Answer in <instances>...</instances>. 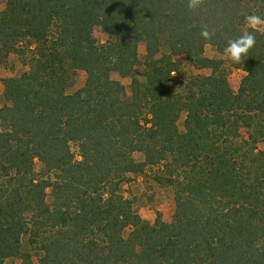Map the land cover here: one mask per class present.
Instances as JSON below:
<instances>
[{"label": "trees", "instance_id": "obj_1", "mask_svg": "<svg viewBox=\"0 0 264 264\" xmlns=\"http://www.w3.org/2000/svg\"><path fill=\"white\" fill-rule=\"evenodd\" d=\"M251 4L259 6L255 13ZM188 5L7 0L0 65L14 52L32 57L30 71L4 80L0 264L15 258L33 264L23 237L40 254L39 264H264V151L255 147L264 142V35L244 29L247 15L263 18L264 0ZM97 26L108 36L104 45L93 34ZM205 29L210 39L201 36ZM246 32L256 43L240 62L246 75L235 93L222 61L205 56V46L223 55ZM141 43L146 81L133 78L128 97L112 74H133ZM179 56L211 75L193 77L184 94H172L168 79ZM65 66L87 74L84 87L71 94L62 84ZM182 112L183 132L177 127ZM241 128L249 141L238 143ZM137 152L142 163L133 160ZM35 160L46 178L35 173ZM147 166H161L155 181L175 188L170 223L160 216L145 222L121 192L127 176Z\"/></svg>", "mask_w": 264, "mask_h": 264}, {"label": "rangeland", "instance_id": "obj_2", "mask_svg": "<svg viewBox=\"0 0 264 264\" xmlns=\"http://www.w3.org/2000/svg\"><path fill=\"white\" fill-rule=\"evenodd\" d=\"M260 1L261 0H257V3ZM6 3L7 0H0V13L5 10ZM258 9V5L251 4L252 13H255ZM260 15L263 18H260V23L256 24L255 26H250L245 20L244 29L253 27L264 35V12H262ZM247 16H252V14ZM93 34L100 45L107 43L108 36L103 32L101 27H95ZM18 46H20L24 51L28 50L25 42H21ZM32 48H35L34 44L32 45ZM204 55L210 59L222 61V71L227 76L232 90L237 93L240 83L243 77L246 75L245 71L241 67V64L231 62L226 56L219 54L216 48L211 45L205 46ZM138 56L139 63L135 67L131 76L121 77L117 73L112 74V80L120 82L125 87L126 95L128 97H131L132 94L133 78H136L142 83L146 81L145 74L148 71L147 56L145 45L142 43L138 47ZM31 57V52H26L25 56H21L14 52L11 53L5 62L0 65V108L7 104L3 94L5 91L4 80L8 78L20 77L23 73L30 71ZM173 61L176 63L177 69L168 79V85L172 94H184L187 83H189L193 77L211 75L210 70H201L194 67L185 56L173 58ZM64 71L65 76L63 77L62 74L59 76L63 77L64 80L66 79V83L62 81V84H65L66 93L71 94L84 87L87 78V74L84 71L73 70L70 68V66H65ZM185 117L186 114L182 112L177 121V127L181 132L184 131ZM248 134V130L241 128L239 131V137L236 139L238 143H241L244 140L249 141ZM255 147L257 150L264 151V142H257ZM71 152L74 154L76 161L82 160L77 144L71 145ZM133 160L135 163H142L144 161V155L139 152L134 153ZM161 170V166H147L140 174H129L127 176V180H125L121 186V192L123 196L126 199L132 201L134 211L138 213L142 220L150 224H154L157 217L159 216L161 217L162 221L170 223L175 212V188L160 185L155 181V176L159 175ZM34 171L39 176L42 174L44 178L47 177V173L43 164L38 160H35ZM51 177L53 178V176ZM46 193L47 202L52 203L54 198L52 196L51 190L48 189ZM132 230L133 227H127L123 232V237L126 239ZM22 248L24 251H31L33 264H39L40 254L30 248L27 237L22 238ZM20 263L21 259L19 258L9 259L5 262V264Z\"/></svg>", "mask_w": 264, "mask_h": 264}, {"label": "clouds", "instance_id": "obj_3", "mask_svg": "<svg viewBox=\"0 0 264 264\" xmlns=\"http://www.w3.org/2000/svg\"><path fill=\"white\" fill-rule=\"evenodd\" d=\"M199 2L200 0H189L188 6L190 9L195 10ZM245 20L250 26H255L260 23V18L255 15L247 16ZM201 36L204 39H210L212 33L205 29L201 32ZM255 43V34L253 32H246L236 39L229 41L228 46L224 49L223 55L233 63H240L242 58L254 47Z\"/></svg>", "mask_w": 264, "mask_h": 264}]
</instances>
